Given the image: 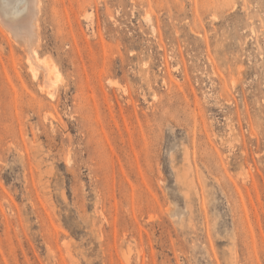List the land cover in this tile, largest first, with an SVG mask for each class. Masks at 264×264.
Returning a JSON list of instances; mask_svg holds the SVG:
<instances>
[{"label": "rangeland", "instance_id": "obj_1", "mask_svg": "<svg viewBox=\"0 0 264 264\" xmlns=\"http://www.w3.org/2000/svg\"><path fill=\"white\" fill-rule=\"evenodd\" d=\"M39 6L52 99L0 24V264H264V0Z\"/></svg>", "mask_w": 264, "mask_h": 264}, {"label": "bare ground", "instance_id": "obj_2", "mask_svg": "<svg viewBox=\"0 0 264 264\" xmlns=\"http://www.w3.org/2000/svg\"><path fill=\"white\" fill-rule=\"evenodd\" d=\"M18 1L19 2L17 6H22L23 10L21 9L22 11H19L17 9L18 7H16V9L14 8V11L11 10L9 15L10 19H5V17H3V8H0L3 12L2 14L0 13V24H4L8 28V31L10 29L9 33H11L12 30H17L19 33H22V40L20 42H18L19 40H16V43L27 51V54L25 55H27L26 63L28 71L30 72V75L33 79H36L38 72L41 71L43 77V87L41 86L40 88L46 90L47 96L52 99L54 98L57 91L59 73L55 67L48 65L49 63H47L45 60L37 58L35 52L38 42V36L36 33V18L38 16L36 15L40 9L39 0ZM17 33L18 32H16V34ZM12 38H14V34Z\"/></svg>", "mask_w": 264, "mask_h": 264}]
</instances>
